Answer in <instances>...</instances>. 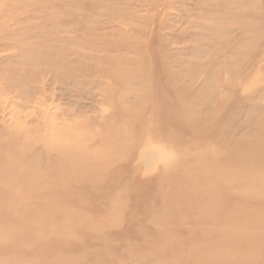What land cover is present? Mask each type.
Wrapping results in <instances>:
<instances>
[{
    "label": "rangeland",
    "instance_id": "obj_1",
    "mask_svg": "<svg viewBox=\"0 0 264 264\" xmlns=\"http://www.w3.org/2000/svg\"><path fill=\"white\" fill-rule=\"evenodd\" d=\"M0 13V166L49 168L31 197L0 178V264H264V199L218 182L264 174V0H13ZM151 125L163 144L145 140Z\"/></svg>",
    "mask_w": 264,
    "mask_h": 264
},
{
    "label": "bare ground",
    "instance_id": "obj_2",
    "mask_svg": "<svg viewBox=\"0 0 264 264\" xmlns=\"http://www.w3.org/2000/svg\"><path fill=\"white\" fill-rule=\"evenodd\" d=\"M11 1H13V0H4L3 2H2V5L0 6V11L2 12V10H3V3H4V6L5 7H8L10 4H11ZM56 1V0H55ZM3 13H0V17H2L3 15H2ZM68 65V64H67ZM120 80H124L125 78H127V77H124V78H120V77H118ZM148 79H149V77H148ZM126 84H129V82H125ZM150 91V90H149ZM182 94V93H181ZM151 103H152V101H151ZM113 105H111V104H108V107L105 109V114L103 115V116H105V118H107V117H112L111 116V114H110V108L112 107ZM151 107H152V104H151ZM157 107H158V105H157ZM125 111H127V109H125ZM157 111H158V114L157 115H160L161 114V107H159V108H157ZM189 113V112H188ZM135 114V113H134ZM134 114H132L131 116H133ZM130 116V117H131ZM192 115H190V117H191ZM127 118V117H126ZM192 119V118H191ZM214 123H212L211 124V126L213 125ZM115 125L118 127L119 126V123L117 122V121H115ZM208 125L210 126V123L209 124H206L204 127H208ZM226 125V124H225ZM196 126H197V124H196ZM203 125H201V126H197V130H201V132H202V130L204 129L203 127H202ZM210 126V127H211ZM202 127V128H201ZM227 127H229V125H227ZM259 127V126H258ZM209 128V127H208ZM226 128V127H225ZM230 128V127H229ZM152 129V136L151 137H148V138H146L145 140H147V141H149L150 143H151V145L152 144H159V143H161V144H163V140H162V136L159 134V131L161 130V126H157L156 128H154L153 127V125H151L150 126V130ZM258 129V128H257ZM256 129V130H257ZM158 130V131H157ZM205 130V129H204ZM256 130H253V131H256ZM162 131V130H161ZM206 131V130H205ZM205 131L202 133V134H204L205 133ZM213 131V130H212ZM200 132V131H199ZM223 132V131H222ZM257 132H258V130H257ZM262 132L264 133V129L262 128ZM125 133V132H124ZM124 133H122V135L121 136H123L124 135ZM262 133V134H263ZM201 134V133H200ZM212 134V133H211ZM255 134H256V132H255ZM260 133H257L256 134V136L257 135H259ZM125 135L127 136L128 135V132H126L125 133ZM226 135V134H225ZM208 136H209V134H208ZM228 136V135H227ZM255 136V137H256ZM170 137L171 136H169V138L168 139H170ZM221 137H223V134H222V136ZM228 138V137H227ZM258 138V137H257ZM224 139V138H223ZM240 140V139H239ZM238 140V141H239ZM237 141V142H238ZM253 142V141H252ZM228 143H229V140H228ZM228 143H226L227 144V146H228ZM241 143V142H240ZM234 145H238L237 143L235 144V142H234ZM213 146H214V144H213ZM229 147V146H228ZM227 147V149H229ZM232 147V146H231ZM230 147V150L232 149L233 150V148H231ZM255 147V146H254ZM212 149H213V147H211ZM244 148V147H243ZM243 148H241V145L240 146H236L235 147V152L237 153V155H235L236 156V158L240 161V162H243V160H245V159H243L244 158V156H245V152L243 153ZM252 149V148H251ZM200 151V150H199ZM203 151V150H202ZM225 151V150H224ZM164 152V151H163ZM220 152V151H219ZM226 152V151H225ZM166 153V152H165ZM198 153V152H197ZM204 153H205V151H204ZM203 153V154H204ZM212 153V152H211ZM33 154V153H32ZM34 154H35V152H34ZM34 154H33V156H34ZM148 154V153H147ZM153 154H155V155H157V158H158V154L157 153H153ZM200 154V157H201V155H203L202 153H199ZM216 154V153H215ZM14 155V158L15 159H20L21 157H23V156H25L26 155V153H25V155L24 154H18L17 152H14L12 149H11V151H10V153L8 154V156L10 157V156H13ZM149 155V154H148ZM162 155H164V153L163 154H160V157H159V159H161V161L163 162L166 158H165V156H162ZM166 155V154H165ZM207 156V154L206 155H204L203 157H206ZM209 156V155H208ZM36 157V156H35ZM35 157H33L34 158V160H36L35 159ZM196 158H199V155L196 157ZM207 158V157H206ZM209 158V157H208ZM246 158V157H245ZM171 159V158H170ZM243 159V160H242ZM249 159V158H248ZM256 159V158H255ZM201 160V162H202V165H201V163H200V166H204V165H206V163L205 162H207V159L205 160L204 158H203V161H202V159H200ZM254 160V159H253ZM5 161H6V163L7 164H3L2 166H0V178L2 179V180H6L7 179V177H6V175L7 174H9V175H11L12 173H14V175H13V177H14V179H13V183H14V185H12V184H10L13 188H15L16 187V185H18L19 183L21 184V192H22V194H21V196H20V198H23L25 195H27V196H29V197H31V194H30V191H37L38 189L40 190V189H42L45 185H44V182H42L41 181V184H40V182L39 181H37V183H36V181H34V175H37L36 173H38V171H42V169H43V171H47L49 168H47V167H40L39 166V164H44V163H47V161H44V162H35V161H32L31 163L30 162H28V163H23V166H22V168L23 169H20V170H18L17 172L16 171H14V169H13V166H11L12 165V162L10 161V160H8V159H5ZM21 161H22V158H21ZM170 161V160H169ZM168 161V162H169ZM252 161V160H251ZM167 162V163H168ZM200 162V161H199ZM214 163V160H212L211 158H209V160H208V162L207 163ZM254 162H255V160H254ZM11 165H10V164ZM21 163V162H20ZM30 163V164H29ZM166 163V164H167ZM204 163V164H203ZM244 163H246L245 161H244ZM198 164V163H197ZM218 164V163H217ZM216 164V165H217ZM222 164V163H221ZM170 165V164H169ZM196 165V164H195ZM209 165V164H208ZM219 165H220V163H219ZM198 166V165H197ZM199 166V167H200ZM210 166V165H209ZM218 166V165H217ZM222 166H224V165H222ZM222 166H221V168H222ZM168 167V166H167ZM170 167V166H169ZM201 167V168H202ZM229 167V166H228ZM164 168V167H163ZM218 168H220V167H218ZM217 168V169H218ZM214 169H216V166L214 167ZM256 168H254L253 169V171H252V174H250V173H248V171L246 170V169H243V170H240V171H238V172H231L232 170H230V169H226V170H224V171H219L218 172V176H219V178H220V181H218V182H220L221 184V188H222V191L223 192H225V195L227 194L228 196H229V194H232V192H234V191H237L238 193L239 192H243V191H247V192H249L250 194L249 195H252V196H254V197H257V199H264V174H263V172H262V170H259V169H256ZM264 169V168H263ZM195 170H197V168L195 169ZM199 170H201L200 168H199ZM237 170V169H236ZM49 171V170H48ZM166 171V170H165ZM171 172V171H170ZM200 172H204V170L202 171H200ZM56 173V172H55ZM54 173V174H55ZM53 174V175H54ZM215 176V175H214ZM6 177V178H5ZM36 177V176H35ZM198 177V176H197ZM9 178V177H8ZM208 178V177H207ZM211 177H209V179H210ZM204 179H206V178H204ZM203 179V180H204ZM213 179H214V177H213ZM219 180V179H218ZM12 181V180H11ZM10 181V182H11ZM211 181V180H210ZM3 182V181H2ZM9 182V181H8ZM216 182V181H215ZM206 183V182H205ZM210 183V182H209ZM213 183V182H212ZM211 183V184H212ZM65 184H66V182H65ZM207 184V183H206ZM219 184V183H218ZM219 185V186H220ZM63 186V185H62ZM212 186H214V185H212ZM64 187V186H63ZM204 187V186H203ZM211 187V186H210ZM221 188H218L219 190L221 189ZM204 190H208V188H207V185H206V189H205V187L203 188ZM215 190V189H214ZM26 194H25V193ZM241 192V193H242ZM7 193H9V191L7 192ZM200 193V192H199ZM205 193V192H204ZM209 193V192H208ZM210 193H211V190H210ZM201 194V193H200ZM205 194H207V193H205ZM214 197H213V199L215 198V195L214 194H216V193H211ZM218 195H219V192H218ZM211 196V195H210ZM217 196V195H216ZM205 197V196H204ZM216 198H218V197H216ZM206 199H207V197H206ZM21 200V199H20ZM26 200V199H25ZM210 200H212V198L210 199ZM209 200V201H210ZM214 201V200H213ZM215 201H216V199H215ZM217 201H218V199H217ZM15 201H13L12 199L10 200V203L7 205V207L8 208H14V207H17V205H15ZM214 204H216V202L214 203ZM213 204V205H214ZM211 205H212V203H211ZM25 208H28L27 206H24ZM212 207V206H211ZM228 213V212H227Z\"/></svg>",
    "mask_w": 264,
    "mask_h": 264
}]
</instances>
